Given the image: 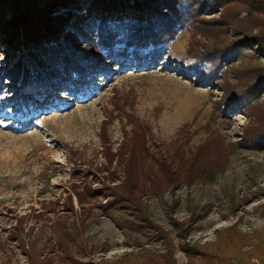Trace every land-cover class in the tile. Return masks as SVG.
I'll list each match as a JSON object with an SVG mask.
<instances>
[{"label":"rangeland","instance_id":"obj_1","mask_svg":"<svg viewBox=\"0 0 264 264\" xmlns=\"http://www.w3.org/2000/svg\"><path fill=\"white\" fill-rule=\"evenodd\" d=\"M246 12L237 2L202 11L157 61L99 52L95 73L29 88L7 77L10 47H0V264H264V149L244 148L264 92L252 117L222 109L264 53L236 52L220 71L199 62L238 45ZM208 74L220 79L196 82ZM203 149L216 170L186 173ZM120 186L139 199L125 211L109 205Z\"/></svg>","mask_w":264,"mask_h":264},{"label":"trees","instance_id":"obj_2","mask_svg":"<svg viewBox=\"0 0 264 264\" xmlns=\"http://www.w3.org/2000/svg\"><path fill=\"white\" fill-rule=\"evenodd\" d=\"M234 2L247 7L246 18L250 22L246 29L243 28L245 32L234 29L235 34L242 32L239 36L243 38L237 41L238 45L221 53L214 51L211 60L199 58V62L210 63L215 71L225 70L232 63L228 58L236 52L254 50L257 56L264 53V19L252 17L253 13H264V0H0V47L2 49L4 43L9 45L11 53L7 56L13 64L7 77L29 88L45 85L60 75L69 79L72 75L95 73L104 68L99 52L108 59L157 61L177 30L196 28L202 11L223 8ZM58 8L67 11L61 13ZM251 22L263 28L253 33L248 27ZM59 35H64L62 44L54 41ZM247 73L255 74L252 83L239 93H228L222 105L225 116L238 110L253 116L255 97L264 92V68L248 69ZM213 78H217L216 74L203 75L196 82L208 84L206 82L220 79ZM247 133L250 134L245 137L244 148L264 149V119L259 118ZM208 150L203 149L196 155L197 158L202 154L204 162L199 164L195 158L192 162L196 163L190 162L184 171L189 173L192 167L191 173L196 176L201 173L209 176L212 170H216V166H210L209 158L203 155ZM123 161L126 166H131L134 158L128 155ZM133 179L135 176L129 173L127 181L132 184ZM124 193L125 189L120 186L108 197L111 198V208L121 205L119 210L125 211L124 206L139 200L133 187L127 189L126 195ZM78 196L80 200L81 195ZM232 236L236 240L234 244L239 246L238 232ZM197 251L200 255L205 254L200 247Z\"/></svg>","mask_w":264,"mask_h":264}]
</instances>
